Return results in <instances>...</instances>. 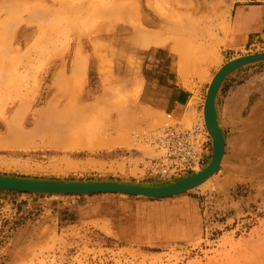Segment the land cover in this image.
Returning <instances> with one entry per match:
<instances>
[{
  "label": "rangeland",
  "instance_id": "rangeland-1",
  "mask_svg": "<svg viewBox=\"0 0 264 264\" xmlns=\"http://www.w3.org/2000/svg\"><path fill=\"white\" fill-rule=\"evenodd\" d=\"M261 6L264 0H0V139L8 143L0 176L170 183L146 175L157 151L140 138L166 123H203L219 69L264 52V31L246 46L236 23L244 8ZM26 32H36L28 46ZM75 57L87 63L84 78L73 76ZM235 73L229 87H246L244 118L254 132L225 137L210 182L164 200L0 191V264H264V63ZM170 86L195 95L182 118L151 105L170 102ZM172 199L185 201L156 205ZM180 224L187 232L178 238Z\"/></svg>",
  "mask_w": 264,
  "mask_h": 264
},
{
  "label": "water",
  "instance_id": "water-1",
  "mask_svg": "<svg viewBox=\"0 0 264 264\" xmlns=\"http://www.w3.org/2000/svg\"><path fill=\"white\" fill-rule=\"evenodd\" d=\"M263 63L264 52L243 56L224 65L214 76L212 83L209 85L205 101V118L209 132L214 140L215 155L209 167L193 177L173 185H167V183L160 185H133L109 182L62 183L0 176V191L51 196L120 195L147 200H164L193 192L218 173L225 156V137L224 133L219 129L217 118V98L222 85L236 71Z\"/></svg>",
  "mask_w": 264,
  "mask_h": 264
},
{
  "label": "crops",
  "instance_id": "crops-1",
  "mask_svg": "<svg viewBox=\"0 0 264 264\" xmlns=\"http://www.w3.org/2000/svg\"><path fill=\"white\" fill-rule=\"evenodd\" d=\"M237 26L240 28L241 37L240 41L244 45L250 44L253 40L254 35L259 34L264 31V6L261 7H250L244 8L242 12L236 16ZM235 59V58H233ZM232 59V60H233ZM234 74V75H233ZM230 75L224 82L221 87L218 98H217V116L219 125L228 141L229 133H242V135H250L253 134L254 130L252 129L253 121L252 119L248 120L244 118V113L248 108L250 95H248L245 90V86L238 87H229V83L232 82L233 78H235L237 73H233ZM229 87V88H228ZM228 88V90L226 89ZM168 88H166L167 90ZM227 90L225 96H223V91ZM170 91L167 93V101L168 103L159 104L158 99H154L152 101V106L159 107L162 109L164 113H170L173 116L182 118L189 108L191 101L195 98V95L188 90H177L174 86H170ZM169 99V100H168ZM204 98L201 97L198 100V109L203 106ZM157 102V103H155ZM205 102V101H204ZM164 108L169 110L170 112L164 111ZM251 115L250 118H252ZM250 121V122H249ZM252 121V123H251ZM249 122V123H248ZM227 133V134H226ZM233 138V137H232ZM185 201L184 199H175L170 200L166 203H156L157 206H167V205H178L181 202ZM142 204V202H140ZM178 238L180 236H184L183 225H179Z\"/></svg>",
  "mask_w": 264,
  "mask_h": 264
},
{
  "label": "built area",
  "instance_id": "built-area-1",
  "mask_svg": "<svg viewBox=\"0 0 264 264\" xmlns=\"http://www.w3.org/2000/svg\"><path fill=\"white\" fill-rule=\"evenodd\" d=\"M142 142L157 151V157L147 159L144 166L150 178L164 180L198 170L209 158L212 150L210 138L203 126L184 128L170 123L143 135Z\"/></svg>",
  "mask_w": 264,
  "mask_h": 264
},
{
  "label": "bare ground",
  "instance_id": "bare-ground-1",
  "mask_svg": "<svg viewBox=\"0 0 264 264\" xmlns=\"http://www.w3.org/2000/svg\"><path fill=\"white\" fill-rule=\"evenodd\" d=\"M122 33H129V30H128V28H123L122 29ZM35 35H36V32H32V33H28V32H26L24 35H23V37H24V39H23V42H24V44L25 45H31V43L34 41V37H35ZM50 36V35H49ZM47 37V36H46ZM34 45V44H33ZM37 46V45H36ZM252 55H255V54H252ZM247 56H249V55H247ZM243 57V56H242ZM239 58H241V57H239ZM239 58H235V59H239ZM235 59H233V60H235ZM3 60V59H2ZM4 61V60H3ZM232 61V60H231ZM230 61V62H231ZM2 62V61H1ZM230 62H228V63H230ZM3 63V62H2ZM4 64V63H3ZM227 64V63H226ZM225 64V65H226ZM2 65V64H1ZM87 65V63H86V61L83 59V58H81V57H75V60H74V64H73V76H74V78H77V77H85V71H86V66ZM3 67V66H2ZM221 67V66H220ZM222 68V67H221ZM220 68V69H221ZM220 69H219V71H220ZM218 71V72H219ZM216 75V74H215ZM73 78V79H74ZM213 79H214V77H213ZM212 79V80H213ZM75 81V80H74ZM79 81V80H78ZM140 82H138L136 85V87H134L135 88V92H134V96L136 95V97H138V93L141 91L139 88H142V87H139V88H137L138 86H141L140 84H139ZM212 83V81L210 82V84ZM74 84H77V83H74ZM141 84H142V82H141ZM79 85V84H78ZM78 85H76V86H78ZM137 88V89H136ZM140 90V91H139ZM75 91H77V90H75ZM82 91V90H81ZM80 91V92H81ZM208 92V91H207ZM82 93V92H81ZM141 93V92H140ZM75 94H77V93H74V94H72V95H75ZM130 94V93H129ZM138 94V95H137ZM78 96V95H77ZM132 96V95H131ZM206 97H207V94H206ZM58 99V98H57ZM56 100V99H55ZM55 100H53V101H55ZM60 100V99H59ZM136 100V99H135ZM205 101H206V99H205ZM56 104V103H55ZM193 104V103H192ZM49 105V104H48ZM51 105H54L53 104V102H52V104ZM50 108H51V106H50ZM49 109V108H48ZM192 112V111H191ZM194 113V112H193ZM201 113V112H200ZM203 114H202V117H203V123L200 121L201 119H199L198 121H199V124H197V125H201V126H203L204 127V129L206 130V133H207V136H208V138H210V141H211V144H212V150L209 152V155L213 158L214 157V155H215V148H214V145H213V137H212V135L210 134V132H209V129H208V127H207V124H206V118H205V102H204V108H203V112H202ZM196 113H194V115H195ZM189 115V114H188ZM170 118H172L171 117V115H170ZM201 118V117H200ZM217 118H218V116H217ZM194 119V118H193ZM170 124H173V123H170ZM174 125H179V124H174ZM197 125H195V126H193L192 128H195ZM180 126H182V125H180ZM218 126H219V129L221 130V132L223 133V131H222V129H221V127H220V125H219V121H218ZM182 127H184V126H182ZM184 128H186V127H184ZM151 135H153V132H151V133H148V134H146V136H148V137H150ZM143 137V136H142ZM225 137V136H224ZM78 141H79V139H80V142L82 143V139H84V137H83V135H79L77 138H76ZM100 139V138H99ZM212 139V140H211ZM75 141L76 142V144L78 143V141ZM100 142H101V140H99ZM116 142H117V140H115ZM99 142V143H100ZM102 143V142H101ZM100 143V144H101ZM107 143V142H106ZM105 143V144H106ZM112 143V142H111ZM225 143H226V141H225ZM8 143L5 141V140H1L0 139V148L1 149H3V148H7L8 147V145H7ZM76 144H73L74 146L76 145ZM116 144V143H115ZM102 146H104L103 144H101ZM10 146V145H9ZM79 146V145H78ZM82 146V145H81ZM107 146H110V145H107ZM100 147V146H99ZM105 147V146H104ZM155 151H156V149H155ZM225 151H226V149H225ZM212 153H213V155H212ZM157 155V154H156ZM210 157V158H211ZM225 157V156H224ZM209 158V159H210ZM212 158H211V160H210V162H209V164L206 166V167H204L205 165H206V163L209 161H207L206 163H204L198 170H196L195 172H193V173H187V174H184V175H181V176H175V177H173V178H170V180L169 179H167V178H165L163 181H165V182H170V183H167V185H173V184H176V183H178V182H181V181H183V180H185V179H188V178H190V177H193V176H195V175H197V174H199V173H201V172H203V171H205L208 167H209V165L211 164V162H212ZM224 159V158H223ZM223 162V161H222ZM221 165H222V163H221ZM204 167V168H203ZM193 174V175H192ZM185 177V178H184ZM215 176H213L208 182H210L213 178H214ZM11 178V177H10ZM182 178V179H181ZM19 179V178H18ZM158 179H160V178H158ZM179 179V180H178ZM161 180V179H160ZM207 182V183H208ZM62 183H65V182H62ZM206 183V184H207ZM206 184H204V185H206ZM203 185V186H204ZM203 186H201V187H203ZM200 187V188H201ZM28 194V193H27ZM53 196H57V195H53ZM82 196H85V195H82ZM90 196H92V195H90Z\"/></svg>",
  "mask_w": 264,
  "mask_h": 264
}]
</instances>
